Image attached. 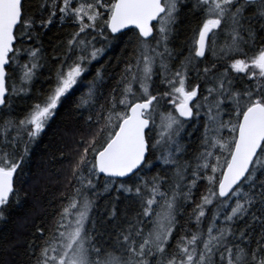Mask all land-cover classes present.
<instances>
[{"label":"snow or ice","instance_id":"snow-or-ice-1","mask_svg":"<svg viewBox=\"0 0 264 264\" xmlns=\"http://www.w3.org/2000/svg\"><path fill=\"white\" fill-rule=\"evenodd\" d=\"M44 68L47 89L11 115ZM77 86L66 191L24 258L0 264H264V0H0V221L22 203L29 145ZM113 189L128 207L98 211Z\"/></svg>","mask_w":264,"mask_h":264},{"label":"trees","instance_id":"trees-1","mask_svg":"<svg viewBox=\"0 0 264 264\" xmlns=\"http://www.w3.org/2000/svg\"><path fill=\"white\" fill-rule=\"evenodd\" d=\"M196 19L185 12L181 17V23L178 27L175 44L179 47L185 45L184 40L191 34V28L195 26ZM63 32L57 27H53L42 37L45 48L49 55L52 54V46L62 38ZM123 44H119L109 49L100 63L115 65L116 58L121 56ZM99 67V64L93 65V69ZM48 69L40 70V74L34 80L29 93H21L12 97L11 115L21 117L27 108L37 98V93L46 90L48 87ZM88 75L86 79H90ZM86 89L83 86H77L73 93L65 99L58 108L56 115L49 121L45 130L39 138L29 145V154L23 165L24 172L22 179L24 183L18 181L17 186L21 198V205L13 206L9 212L7 222L0 221V260H11L13 257L17 261L22 260L27 240L32 236L36 226L43 224L47 226L51 221L53 209L59 206L60 194L65 189V177L67 161H62L61 151L68 154L66 141L68 134L75 127L70 122L66 113L76 99ZM7 111L0 108V116ZM86 114V113H85ZM195 140V136L193 137ZM155 171V170H154ZM154 174L149 173V175ZM104 178H101L102 185ZM132 180H126L132 183ZM119 196V205L122 212L128 207V200L125 194H120L113 189L105 193L98 200V211L102 212L106 203L114 202L115 197ZM124 201V202H123ZM190 211V209H189ZM15 244L16 250L13 251L9 245ZM7 249V251H5Z\"/></svg>","mask_w":264,"mask_h":264},{"label":"flooded vegetation","instance_id":"flooded-vegetation-1","mask_svg":"<svg viewBox=\"0 0 264 264\" xmlns=\"http://www.w3.org/2000/svg\"><path fill=\"white\" fill-rule=\"evenodd\" d=\"M191 35H192V33L189 34V35H187V38H185V40H184V42H183V43H185V45L183 46V48H187L188 43L190 42ZM175 45H176L177 47H179L177 44H175ZM210 61H211V54H209V56H208V62H210Z\"/></svg>","mask_w":264,"mask_h":264},{"label":"rangeland","instance_id":"rangeland-1","mask_svg":"<svg viewBox=\"0 0 264 264\" xmlns=\"http://www.w3.org/2000/svg\"><path fill=\"white\" fill-rule=\"evenodd\" d=\"M126 195V194H125ZM119 199H116V197H115V199H114V203L118 206L119 205ZM124 202V201H123Z\"/></svg>","mask_w":264,"mask_h":264},{"label":"water","instance_id":"water-1","mask_svg":"<svg viewBox=\"0 0 264 264\" xmlns=\"http://www.w3.org/2000/svg\"><path fill=\"white\" fill-rule=\"evenodd\" d=\"M101 178H103V177H101ZM122 179L126 180V179H128V178H122Z\"/></svg>","mask_w":264,"mask_h":264}]
</instances>
